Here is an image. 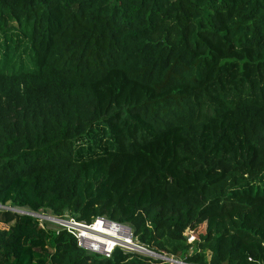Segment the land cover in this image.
Segmentation results:
<instances>
[{
    "label": "trees",
    "instance_id": "obj_1",
    "mask_svg": "<svg viewBox=\"0 0 264 264\" xmlns=\"http://www.w3.org/2000/svg\"><path fill=\"white\" fill-rule=\"evenodd\" d=\"M2 38L0 264H168L91 254L41 212L264 264V0H0ZM96 132L112 149H83Z\"/></svg>",
    "mask_w": 264,
    "mask_h": 264
},
{
    "label": "built area",
    "instance_id": "obj_2",
    "mask_svg": "<svg viewBox=\"0 0 264 264\" xmlns=\"http://www.w3.org/2000/svg\"><path fill=\"white\" fill-rule=\"evenodd\" d=\"M41 223L44 229H46L47 223H52L55 225L54 231L58 233L65 231L71 234L76 239L78 247L91 254L111 258L114 251L120 248L126 253H139L168 264H186L180 260L175 259L176 261H174V258L153 252L140 245L134 240L129 225L116 223L104 217H99L92 223H86L68 216L59 218L49 215L46 218L42 217ZM191 238L189 241L193 242V237L191 236ZM148 251H151L152 254H148Z\"/></svg>",
    "mask_w": 264,
    "mask_h": 264
},
{
    "label": "rangeland",
    "instance_id": "obj_3",
    "mask_svg": "<svg viewBox=\"0 0 264 264\" xmlns=\"http://www.w3.org/2000/svg\"><path fill=\"white\" fill-rule=\"evenodd\" d=\"M3 44H4V39H0V69H3L7 72H17L19 67H20V61L12 64L11 62L8 61V59L3 55ZM23 61H24V66L27 68H31L33 67V64L31 62V59L28 57H23ZM95 134L90 140H86V141H82L79 144L82 145V147H84L83 149L86 151H90V152H96V153H103L106 150H110L112 149V144L108 142V137L106 134H101V132H96L93 133ZM49 213H37L34 214V216L39 219L40 221H42V217L46 218L47 216H49ZM46 229L53 231L55 229V225H53L52 223H47L46 225ZM185 236L191 240V235L190 232H186Z\"/></svg>",
    "mask_w": 264,
    "mask_h": 264
},
{
    "label": "water",
    "instance_id": "obj_4",
    "mask_svg": "<svg viewBox=\"0 0 264 264\" xmlns=\"http://www.w3.org/2000/svg\"><path fill=\"white\" fill-rule=\"evenodd\" d=\"M184 236H185V234H184ZM186 237V236H185ZM187 238V237H186ZM188 239V238H187ZM148 254H152V252L151 251H148L147 252ZM174 261H176L175 259H173Z\"/></svg>",
    "mask_w": 264,
    "mask_h": 264
}]
</instances>
